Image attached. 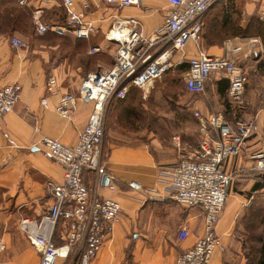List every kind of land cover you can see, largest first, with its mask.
<instances>
[{
    "label": "crops",
    "instance_id": "0c3cea01",
    "mask_svg": "<svg viewBox=\"0 0 264 264\" xmlns=\"http://www.w3.org/2000/svg\"><path fill=\"white\" fill-rule=\"evenodd\" d=\"M246 9L250 12L251 5ZM260 9L264 12V7ZM82 10L85 20L92 23L94 33L87 40H74L50 32L36 33L38 22L64 23L62 10L55 1L42 0L19 6L15 0H0V87L12 83L20 87L14 109L0 116V243L4 246L0 264H38V254L19 232L18 222L23 217L37 219L48 209L46 183L61 182L62 168L43 158L36 143L40 137H48L67 147L74 146L91 110V103L77 101L71 118L61 119L55 113L59 96L66 92L76 95L85 75L98 67L111 66L116 45L109 42L105 34L114 22L133 18L138 21L143 35L149 37L162 24L167 6L165 0H137L136 4L121 9L114 5L88 4ZM207 19L203 21V29L207 28ZM10 37L20 39L24 47L10 46ZM94 46L100 47L101 52L88 54ZM197 50L208 56L227 58L220 43H189L183 50L184 57H194ZM177 57L174 55V63ZM49 76L56 80L55 95L45 91ZM184 76L185 72L182 81ZM167 86V82L158 79L149 89L139 90L140 95L146 98ZM139 91L129 89L124 99L107 102L101 172L97 174L87 169L82 172L83 183L92 195L110 198L120 205L110 238L88 264H174L175 258L203 235L202 209L176 204L158 182L157 174L160 167L174 165L179 159L178 151L185 150L179 137L194 136L196 122L193 119L195 124L192 123L190 113H213V108L204 102L210 96L204 93L203 101L192 102L181 100L177 95L173 100L174 108L155 118L157 124L152 127L147 117L146 122L141 121L140 111L145 113L148 109L144 101L134 100ZM41 99H45L44 107L40 105ZM167 120H175L180 126V134L173 137L176 140L159 138ZM244 147L236 157L224 163V169L236 181L244 182L248 194L252 193L253 211L263 216V223L256 229L259 237L254 239V246H248L244 228L240 227L243 221L240 205L245 196L227 195L229 184L227 199L214 226L219 245L208 264H258L264 240V170L257 172L253 168L252 177L247 176L252 168V155L260 148V143L249 142ZM106 178L113 183V191L107 190ZM130 182L137 183L140 189L128 188ZM180 228L187 231L183 241L177 239ZM58 234L56 230L52 238L54 245L60 243Z\"/></svg>",
    "mask_w": 264,
    "mask_h": 264
},
{
    "label": "built area",
    "instance_id": "2783aa9c",
    "mask_svg": "<svg viewBox=\"0 0 264 264\" xmlns=\"http://www.w3.org/2000/svg\"><path fill=\"white\" fill-rule=\"evenodd\" d=\"M17 5L42 0H15ZM55 1L63 14L62 25L36 23V33L46 32L58 37L87 40L94 33L91 22L85 20L82 8L88 4L114 5L117 9L136 4L137 0H45ZM216 0H165L167 10L162 24L145 37L138 21L127 18L114 22L105 36L116 45L112 64L108 68H96L84 76L76 95L61 94L55 113L64 120L73 115L77 101L91 103V110L74 146L67 147L55 139L40 137L36 143L40 155L62 168L59 183L48 181L46 195L50 205L37 219L23 217L18 230L32 249L38 254V264H88L95 258L102 245L110 238L113 225L120 214V205L110 198L92 195L82 180L83 170L100 173L103 118L109 100H122L131 88L145 91L154 81L172 66L185 62L187 70L183 79L184 88L190 94H202L207 79L212 74H221L227 80V96L240 104L246 82L244 68L232 59L208 56L201 50L192 58L184 57L187 44H197L201 33V18ZM79 5L80 8H77ZM260 19H264L261 11ZM14 48L24 47L15 37L8 40ZM258 43L249 39L244 46L240 43L224 44L230 56L247 57ZM101 52L94 46L88 54ZM178 55L173 62L174 55ZM48 95L57 92L56 80L49 76L45 81ZM20 87L12 83L0 87V116L10 113L19 100ZM45 99L40 100L44 107ZM26 110V108H25ZM196 122L198 141L193 151L179 150V159L169 167H160L158 182L176 204L203 211V235L194 244L180 253L174 264H208L219 239L214 226L226 201V190L232 176L224 169V163L236 157L243 142L252 134L254 121L230 122L219 113L201 114L192 112ZM30 119H33L31 116ZM262 144L252 155L253 168L264 170V117L261 124ZM176 140V138H173ZM106 188L114 190L113 183L106 178ZM139 190L135 182L127 184ZM249 199H252L250 197ZM59 231V245L52 238ZM187 236L185 228L177 233L178 241ZM4 246L0 243V250Z\"/></svg>",
    "mask_w": 264,
    "mask_h": 264
},
{
    "label": "rangeland",
    "instance_id": "374dc122",
    "mask_svg": "<svg viewBox=\"0 0 264 264\" xmlns=\"http://www.w3.org/2000/svg\"><path fill=\"white\" fill-rule=\"evenodd\" d=\"M231 1V4L229 3L230 0H216L213 3L212 6H215L214 9L217 12L214 15V18L212 17V14L208 15V21L206 23L207 28L203 29L204 26L202 27L197 44L201 45V43H220L223 46L224 54L227 53V58L232 59L236 64L244 68L246 82L241 96L242 102L240 104L232 102L227 96V90L226 92L224 91L223 96H219L217 94L216 86L212 87V85H216V81L222 82L223 80H226L221 74H212L207 79L202 94L190 95L186 93L182 81V72L176 69V67L179 65L186 66L185 62H183L172 66L160 77L161 81L168 83L166 88L156 90L154 91L153 95H148L146 98H142L140 91L137 94V97L134 96L135 99L138 98L139 101H144L145 107L148 109L147 112H143L141 114L142 123L147 121L145 118L147 117L149 119L147 122H149L152 127H156L157 120L155 118L161 117L160 115H162V113L168 112L174 108L173 100H176L177 95L181 97V100H184L185 98V100L188 99L189 101L193 102L197 100L203 101L204 93H208L210 98L208 100H204V102L213 108V113L221 114L230 122L244 121L248 119H252L254 121V130L252 134L243 142L241 148H245V143L254 142V144H256L257 141L261 146V124L264 117V43L262 42L261 35L258 36L253 32L256 30L254 21L261 22V24L264 26V19L259 18L261 10L260 8L264 7V0ZM248 4H250L252 8L250 12L246 9ZM230 6V9H226ZM224 8L227 10L226 13L230 15V21L225 27L220 24V18ZM250 19V24L252 27L250 29L244 30V27L247 25ZM236 27L240 30L238 31V34L236 32ZM262 36H264V34H262ZM249 39H255L258 41V43L255 45L253 52L251 51L245 58L243 57L245 48L242 49L239 55L235 56H230L224 48V44L228 41L230 43H240L242 46H244ZM202 49L205 50L203 47ZM191 114L192 113H190V118L192 119V123L195 124ZM179 129L180 126L177 125L175 120H167L164 128L162 129L163 133L159 136V138H170V140H172L176 134H180ZM182 140L184 143H182ZM179 141L181 145L185 146V150L193 151L198 141L196 130L194 136L191 135L179 137ZM247 174L248 177H252L253 163L251 170L248 171ZM229 188L230 189H228L227 195L231 193L232 196L235 194L245 196V201H243V204L241 203L240 205V212L242 211L240 215H242L243 218L242 223H240V227L242 230L244 228L246 235L245 240L248 242V246L252 247L256 242L254 239H258L259 237V231L256 229H258V225L260 223H263V216L259 212L257 215L254 213L252 199H249L252 196V193L248 194L249 191L247 190L244 182L236 181V178L233 179L232 177ZM3 251L4 249L0 250L1 253ZM57 264H61V261H58Z\"/></svg>",
    "mask_w": 264,
    "mask_h": 264
},
{
    "label": "trees",
    "instance_id": "16d2710c",
    "mask_svg": "<svg viewBox=\"0 0 264 264\" xmlns=\"http://www.w3.org/2000/svg\"><path fill=\"white\" fill-rule=\"evenodd\" d=\"M230 4L232 3V1L230 0L229 2ZM226 7V6H225ZM215 6H211L206 12L205 14L202 16L201 18V23H202V27H203V21L208 18V15H211L212 14V17L214 18V15L216 14L217 11H215ZM230 7L226 8V9H230ZM223 10V9H222ZM227 10H224L222 11V15H221V18H220V21H221V25H223L224 27L229 23L230 21V15L226 13ZM251 19L248 21L247 25L244 27V30H247V29H250L252 27V25L250 24L251 22ZM255 23V26H256V30L253 32V33H256L258 36L261 35V39H262V42L264 43V36H262V34H264V26L261 24V22H258V21H254ZM253 23V22H252ZM202 27H201V31H202ZM243 30V31H244ZM238 31H240L239 29H237L236 27V32L238 34ZM242 33V32H241ZM201 34V33H200ZM176 69L180 70L182 73L183 72H186L187 70V65L184 66V65H179L176 67ZM216 92L219 96H223V93L224 91L226 92L227 90V81L226 80H223L222 82L220 81H216ZM184 86V84H183ZM205 86V85H204ZM131 89H134V90H138L136 88H131ZM185 90V88H184ZM139 91V90H138ZM186 91V90H185ZM137 94L136 93L134 96L137 97ZM135 101H139L138 98L135 99ZM140 102V101H139ZM135 103V107H136V102ZM140 108V107H139ZM139 110V109H138ZM134 111H135V108H134ZM140 111V110H139ZM141 113H143L142 111H140ZM255 126V125H254ZM254 130V129H253ZM258 264H264V240L262 241L261 243V247H260V255H259V259H258Z\"/></svg>",
    "mask_w": 264,
    "mask_h": 264
}]
</instances>
